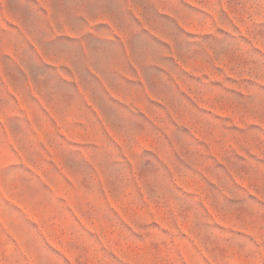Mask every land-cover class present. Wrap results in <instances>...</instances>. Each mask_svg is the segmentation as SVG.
<instances>
[{
    "label": "rangeland",
    "instance_id": "rangeland-1",
    "mask_svg": "<svg viewBox=\"0 0 264 264\" xmlns=\"http://www.w3.org/2000/svg\"><path fill=\"white\" fill-rule=\"evenodd\" d=\"M0 264H264V0H0Z\"/></svg>",
    "mask_w": 264,
    "mask_h": 264
}]
</instances>
